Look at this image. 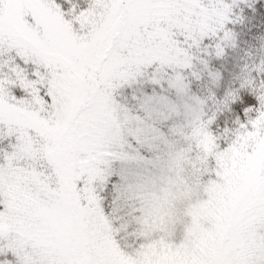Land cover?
Here are the masks:
<instances>
[{"label": "snow or ice", "instance_id": "obj_1", "mask_svg": "<svg viewBox=\"0 0 264 264\" xmlns=\"http://www.w3.org/2000/svg\"><path fill=\"white\" fill-rule=\"evenodd\" d=\"M0 264H264V0H0Z\"/></svg>", "mask_w": 264, "mask_h": 264}]
</instances>
